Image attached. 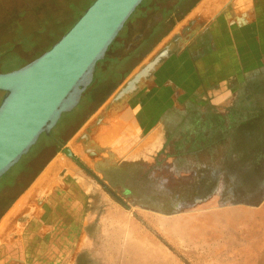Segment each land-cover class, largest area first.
<instances>
[{"label": "rangeland", "instance_id": "obj_1", "mask_svg": "<svg viewBox=\"0 0 264 264\" xmlns=\"http://www.w3.org/2000/svg\"><path fill=\"white\" fill-rule=\"evenodd\" d=\"M92 1L0 0V72L48 50ZM173 1L161 0V9ZM207 1L183 36L177 29L189 16L163 38L167 22L149 42L161 10L136 11L80 104L6 174L0 217L57 153L54 163L72 160L68 148L119 203L116 244L102 250V264H264V70L254 75L264 67V0H220L209 18ZM234 24L231 36L226 26ZM211 39L230 49L208 50ZM107 115H120L125 129L107 150L92 148L86 134ZM78 130L83 136L73 140ZM101 150L117 152L113 164L103 166ZM132 150L141 158L120 163Z\"/></svg>", "mask_w": 264, "mask_h": 264}, {"label": "crops", "instance_id": "obj_2", "mask_svg": "<svg viewBox=\"0 0 264 264\" xmlns=\"http://www.w3.org/2000/svg\"><path fill=\"white\" fill-rule=\"evenodd\" d=\"M182 1L178 0L176 6L173 3L170 7L161 9V0H149V4L141 8L140 13L143 17H147L152 11L161 10L160 19L152 26L146 42L160 34L169 21L171 26L163 38L173 32L175 26L188 16L190 20L183 25L184 27L177 29L179 35L183 36L187 29L198 23L199 16L195 14L196 12L193 14L192 12L202 0H196L194 5L181 14L180 9L184 6L180 3ZM219 1H207L206 17L209 18L216 11H220ZM179 3L180 5L177 6ZM226 27L231 32V36L235 35V24ZM215 43L218 45L217 41L207 40L206 48L212 52L218 48L230 49V42H224L217 48L214 46ZM206 59L212 63L217 56L211 57L206 54ZM254 70H258L254 75L260 76L263 75L264 67L259 66ZM124 107L127 105H122L121 109L116 110L123 112ZM119 117L120 115L105 116L95 125L91 133L86 134L85 140L89 141L92 148L102 150L104 147L109 148L107 145L112 138H116L125 129L124 124L117 120ZM80 131L73 135V140L83 136ZM139 151L128 152L120 163L131 162L134 165V162L141 158L137 157ZM104 152H101V155L104 154L101 158L102 163L104 162L103 166L110 162L113 164L111 157L114 155L117 157V152L110 151L108 156H105ZM144 153L141 152L142 157ZM57 154L2 213L0 264H102L98 259L102 250H110L112 245L116 244L114 238L117 236L119 211L116 196L111 190L104 191L99 183L72 161L73 158L63 163H54L58 158ZM117 167L111 166L108 169L115 171ZM124 167L121 169L126 170ZM108 169H103V172L107 173Z\"/></svg>", "mask_w": 264, "mask_h": 264}, {"label": "water", "instance_id": "obj_3", "mask_svg": "<svg viewBox=\"0 0 264 264\" xmlns=\"http://www.w3.org/2000/svg\"><path fill=\"white\" fill-rule=\"evenodd\" d=\"M144 0H94L48 50L27 64L0 72V180L92 85L97 65ZM144 70L122 90L129 92ZM67 156L72 151L64 148Z\"/></svg>", "mask_w": 264, "mask_h": 264}, {"label": "trees", "instance_id": "obj_4", "mask_svg": "<svg viewBox=\"0 0 264 264\" xmlns=\"http://www.w3.org/2000/svg\"><path fill=\"white\" fill-rule=\"evenodd\" d=\"M177 1H178V0H174V1H173V2L175 3L174 6H176ZM180 1H181V0H180ZM195 1H196V0H183V1L180 2V3H181V4L183 3V4L185 5V3L190 2V7H191L192 5L195 4ZM93 2H94V0L88 4V6L84 9V11H85V10H86V9H87V8L93 3ZM145 3H146V0H144V2H143V3L137 8V10L140 9ZM180 3L177 4V6H179ZM181 7H182V6H181ZM190 7H189V8H190ZM174 9L176 10V8H174ZM174 9H173V10H174ZM137 10H136V11H137ZM173 10H172V11H173ZM84 11H83V13H84ZM136 11L133 13V15L136 13ZM186 11H187V10H186ZM186 11H185V12H186ZM83 13H82V14H83ZM82 14H81V15H82ZM178 14H179V13H178ZM81 15H80V16H81ZM133 15H132V16H133ZM179 15H180V14H179ZM80 16H79V17H80ZM132 16H131V18H132ZM79 17H78V18H79ZM78 18L76 19V21L78 20ZM131 18H130V19H131ZM130 19H129V20H130ZM76 21H75V22H76ZM75 22H74V23H75ZM74 23H73V24H74ZM73 24H72V25H73ZM71 27H72V26H70L68 29H66V31H65L64 33H66ZM115 41H116V40H115ZM115 41H114L113 44L110 46L109 50H110L111 47L114 45ZM109 50H108V51H109ZM107 53H108V52H107ZM20 67H21V66H20ZM18 68H19V67H18ZM15 69H17V68H15ZM11 70H14V69H11ZM5 72H6V71H5ZM44 136H46V135H44ZM5 181H6V175L0 180V184L4 183Z\"/></svg>", "mask_w": 264, "mask_h": 264}, {"label": "bare ground", "instance_id": "obj_5", "mask_svg": "<svg viewBox=\"0 0 264 264\" xmlns=\"http://www.w3.org/2000/svg\"><path fill=\"white\" fill-rule=\"evenodd\" d=\"M118 129V128H117ZM107 135V134H106ZM105 135V136H106ZM114 135V134H113ZM100 136V135H99ZM103 137V136H102ZM105 138H107V137H105ZM110 138V137H109ZM103 140V139H102ZM105 140H107V139H105ZM107 142V141H106ZM99 143V142H98ZM106 150H107V148H106ZM109 151V150H108ZM114 152V151H113ZM108 154V153H107ZM108 156V155H107ZM105 159V158H104ZM113 162V161H112Z\"/></svg>", "mask_w": 264, "mask_h": 264}]
</instances>
